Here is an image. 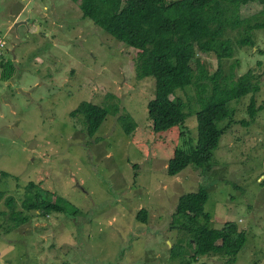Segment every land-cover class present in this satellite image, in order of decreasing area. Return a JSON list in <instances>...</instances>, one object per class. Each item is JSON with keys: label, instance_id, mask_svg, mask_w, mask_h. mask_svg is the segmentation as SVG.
Listing matches in <instances>:
<instances>
[{"label": "rangeland", "instance_id": "obj_1", "mask_svg": "<svg viewBox=\"0 0 264 264\" xmlns=\"http://www.w3.org/2000/svg\"><path fill=\"white\" fill-rule=\"evenodd\" d=\"M262 8L264 0H256L241 14ZM262 20L264 14L250 19ZM244 31L239 25L225 34L233 57L198 53L192 67L221 70L222 85L235 67L257 90L228 105L233 117L219 124L224 134L208 166L169 177L175 149L196 141V87L170 97L183 104V125L155 133L148 103L156 79H138L137 49L83 18L72 0H0V62L13 70L4 79L0 66V264H264V27L250 31L253 45L238 43ZM203 84L206 96L213 84ZM83 102L118 105L119 112L90 138L83 117L70 115ZM120 115L132 117V135ZM30 183L65 200L66 209H27ZM198 188L209 192L210 227L236 222L246 231L235 262L223 254L192 256L174 213L179 198ZM8 196L29 220L15 224ZM142 208L147 222L137 218Z\"/></svg>", "mask_w": 264, "mask_h": 264}, {"label": "trees", "instance_id": "obj_2", "mask_svg": "<svg viewBox=\"0 0 264 264\" xmlns=\"http://www.w3.org/2000/svg\"><path fill=\"white\" fill-rule=\"evenodd\" d=\"M72 1L78 5L83 18L91 19L118 41L138 50L135 63L138 79L155 77V97L148 103L149 119L155 133L183 125V104L180 99L175 102L170 97L179 89L196 87L200 110L196 112L195 144L175 149L167 173L169 177H176L188 166L198 169L208 166L224 134L219 124L233 117L228 105L257 89L245 83L243 76L237 78L235 67L224 76L222 85L221 70L210 74L208 69L197 63L198 71L195 73L192 61L198 53H214L220 60L233 57L232 39L225 34L239 25H245L246 34L238 43L253 45L250 31L263 28L264 20L251 23L250 19L264 14V8L245 17L241 8L256 0H178L169 4L166 0ZM0 66L4 79L9 78L12 64L1 61ZM205 79L213 84L206 96L208 87L203 84ZM249 109L253 118L252 104ZM118 112V105L107 108L83 102L70 115L83 117L86 135L91 138L108 115H118ZM118 121L124 133L132 135L136 129L132 117L120 115ZM184 143L188 145L186 140ZM2 176L8 177L6 173ZM26 189L27 193L33 194L24 199L23 205L27 209H37L42 215L66 209V201L54 193L43 191L34 183ZM2 194L0 191V197ZM208 200L209 192L204 188L182 195L174 213L175 220L189 234L187 244L193 245L194 258L205 254H223L230 262H235L247 240L246 231L240 230L236 222H227L219 229L210 227L212 215L204 210ZM13 203V198L8 196L6 204L11 208L10 216L15 224L29 220V216L13 208ZM137 218L147 222L148 210L140 209ZM172 252H175L174 248Z\"/></svg>", "mask_w": 264, "mask_h": 264}, {"label": "built area", "instance_id": "obj_3", "mask_svg": "<svg viewBox=\"0 0 264 264\" xmlns=\"http://www.w3.org/2000/svg\"><path fill=\"white\" fill-rule=\"evenodd\" d=\"M4 45H5V43L0 39V49L3 48ZM0 55H1V53H0Z\"/></svg>", "mask_w": 264, "mask_h": 264}]
</instances>
